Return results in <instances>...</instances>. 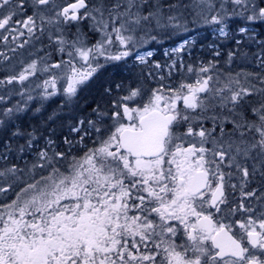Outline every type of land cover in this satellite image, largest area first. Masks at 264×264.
<instances>
[{"label":"snow or ice","instance_id":"1","mask_svg":"<svg viewBox=\"0 0 264 264\" xmlns=\"http://www.w3.org/2000/svg\"><path fill=\"white\" fill-rule=\"evenodd\" d=\"M0 49V264H264V0H0Z\"/></svg>","mask_w":264,"mask_h":264},{"label":"rangeland","instance_id":"2","mask_svg":"<svg viewBox=\"0 0 264 264\" xmlns=\"http://www.w3.org/2000/svg\"><path fill=\"white\" fill-rule=\"evenodd\" d=\"M204 36H209V39L211 40V34L210 33H205ZM204 36L197 37L198 41L201 40V38L204 37ZM199 42H203V41H199ZM199 42L196 44L195 49H194V50H197V55L198 56H199V53H201V50H200L201 49V46H198ZM169 43H171V42H166L163 47H168V45H166V44H169ZM158 47L159 46H157V48ZM254 51H255V49H254ZM161 52L162 53H161L160 59L163 60L164 59V57H163V49H162ZM157 54H159V51L158 50H157ZM194 56H196V55H194Z\"/></svg>","mask_w":264,"mask_h":264},{"label":"trees","instance_id":"3","mask_svg":"<svg viewBox=\"0 0 264 264\" xmlns=\"http://www.w3.org/2000/svg\"><path fill=\"white\" fill-rule=\"evenodd\" d=\"M208 41H209V37H208ZM200 44H202V42H200ZM196 53H197L196 50H193V56H194V55L198 56ZM160 55H161V50H160ZM199 55H200V54H199ZM185 58H186V60H187V56H186Z\"/></svg>","mask_w":264,"mask_h":264},{"label":"flooded vegetation","instance_id":"4","mask_svg":"<svg viewBox=\"0 0 264 264\" xmlns=\"http://www.w3.org/2000/svg\"><path fill=\"white\" fill-rule=\"evenodd\" d=\"M0 50H2V49H0Z\"/></svg>","mask_w":264,"mask_h":264}]
</instances>
